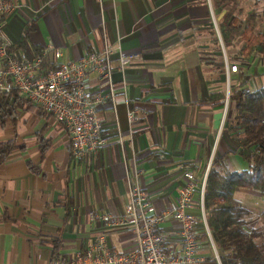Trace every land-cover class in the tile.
<instances>
[{
    "label": "crops",
    "instance_id": "1",
    "mask_svg": "<svg viewBox=\"0 0 264 264\" xmlns=\"http://www.w3.org/2000/svg\"><path fill=\"white\" fill-rule=\"evenodd\" d=\"M14 1L4 30L16 43L34 19L26 51L51 42L60 47L62 60L77 59L100 50L105 37L112 47L140 57L120 69L113 51V98L107 93L99 108L108 141L84 161L71 156L64 127L39 106L18 107L15 121L0 122V142L14 139L22 145L0 164V264H49L53 237L61 240L64 256L100 232L112 246L128 249L135 237L131 227L107 225L92 213L124 210L129 174L161 211L175 201L183 171L192 169L199 180L214 153L225 154L228 168H244L229 133L219 130L227 109L225 81L236 72L229 70L222 41L212 40L221 10L212 0ZM243 3L264 24V0ZM251 79L249 87H258ZM88 83L92 89L108 87L95 72L89 73ZM130 105L140 115L132 124ZM190 211L196 216L197 255L202 257L190 264H218L199 207ZM158 230L165 250L180 248L171 215Z\"/></svg>",
    "mask_w": 264,
    "mask_h": 264
},
{
    "label": "built area",
    "instance_id": "2",
    "mask_svg": "<svg viewBox=\"0 0 264 264\" xmlns=\"http://www.w3.org/2000/svg\"><path fill=\"white\" fill-rule=\"evenodd\" d=\"M16 4L14 0H0V88L17 89L43 111L50 113L69 136L72 157L85 160L96 154L108 138L99 108L112 89V53L117 51V66L122 69L129 61L139 59L137 52L125 53L120 46L112 47L104 37L100 50L81 55L77 59L62 60L59 46L48 42L40 52L11 51L12 40L4 30V17ZM47 58V60H46ZM236 64L229 70H236ZM95 72L99 80H107L106 90L92 89L88 75ZM228 100V93L227 99ZM140 118L136 108L127 110L130 124ZM212 157V155H211ZM211 161V159H210ZM208 169V167H207ZM207 169L198 180L192 169L183 171L175 201L168 209L157 211L147 192L128 175V202L121 213L93 212L92 217L107 225H129L135 235L134 243L126 250L112 246L100 232L90 244L69 255L51 258L49 264H190L202 259L197 255L196 216L190 211L198 206L201 222L212 242L214 256L218 252L210 235L204 212L203 195ZM134 177L138 175L136 169ZM172 216L178 224L180 248L165 250L162 246L160 223Z\"/></svg>",
    "mask_w": 264,
    "mask_h": 264
},
{
    "label": "trees",
    "instance_id": "3",
    "mask_svg": "<svg viewBox=\"0 0 264 264\" xmlns=\"http://www.w3.org/2000/svg\"><path fill=\"white\" fill-rule=\"evenodd\" d=\"M212 2L215 7L221 8L216 18V27L212 30V40L215 43L221 40L225 48L239 43L233 55L227 54L228 63L233 58H241V62L246 63L254 53L264 59V24L258 20L257 11H247L241 0ZM34 22L33 19L27 25L19 40L12 43L9 50H26ZM42 49L32 46L33 52H40ZM221 63L223 64V60ZM230 71H236V81L228 90L231 111L225 129L236 145L237 154L248 165L231 169L226 166L225 154L212 155L204 185L205 218L221 264H264V227L251 222L249 207L236 196L241 188L257 190L264 195V84L250 88L249 79L253 73L242 65L237 70ZM217 96L223 99L225 92L218 91ZM22 106L33 109L38 105L17 89L0 88L2 125L10 120L15 121L16 109ZM17 147L22 145L14 139L1 141L0 164ZM261 213L264 215V209ZM69 214L70 209L67 208L65 218ZM52 245L51 258L64 256L59 252L62 244L58 237L52 238Z\"/></svg>",
    "mask_w": 264,
    "mask_h": 264
},
{
    "label": "rangeland",
    "instance_id": "4",
    "mask_svg": "<svg viewBox=\"0 0 264 264\" xmlns=\"http://www.w3.org/2000/svg\"><path fill=\"white\" fill-rule=\"evenodd\" d=\"M241 1H242L241 2L242 5L247 10L248 9L247 4L243 3L246 0H241ZM220 11L217 12V13L219 14ZM213 20L215 22L214 18H213ZM207 33L209 34V32H207ZM238 45H239V43L235 44V46L227 45V47L225 49V53H227L228 55H233L235 50H236V48L238 47ZM221 49H222V47H221ZM222 51H223V49H222ZM241 61H242L241 58H233L231 60L230 64L231 65L232 64H236L237 69H238L239 65H242V66L246 65L247 66L246 69L253 73V75L251 77L252 79L250 81L253 86H255V85L256 86H261V85H257L256 83L264 84V59H262L258 53H254L251 57H249V60L246 63H243ZM233 72H236V71H233ZM231 74H233V75H231V77L229 78V81H227V78H226V81H225V83H226L225 86H226L227 89L229 88V86L231 84H234V80H236V75H235L236 73H231ZM234 76H235V78H234ZM254 83H255V85H254ZM226 105H227V109H226V112H225V116H224V118H223V120L221 122V126H220V129H219V130H221V132H223L224 135L227 134V132L225 130V126H226V123H227L228 115H229V113L231 111L230 103H229L228 100L226 102ZM241 161L243 163V166L247 167V165H248L247 162L244 161L243 159H241ZM229 166H231V165H229ZM237 192H236L237 195H238L237 197H239V199L241 201H243L244 204L246 206H248L250 211H251V216H252L251 222L253 224L257 225L258 227L263 228L264 227V215L261 213V211H262V209H264V195L261 194L260 192H258L257 190H252V189H248V188H241Z\"/></svg>",
    "mask_w": 264,
    "mask_h": 264
},
{
    "label": "water",
    "instance_id": "5",
    "mask_svg": "<svg viewBox=\"0 0 264 264\" xmlns=\"http://www.w3.org/2000/svg\"><path fill=\"white\" fill-rule=\"evenodd\" d=\"M226 102H227V100H226ZM210 159H211V157H210ZM210 159H209L208 167H209V164H210Z\"/></svg>",
    "mask_w": 264,
    "mask_h": 264
}]
</instances>
